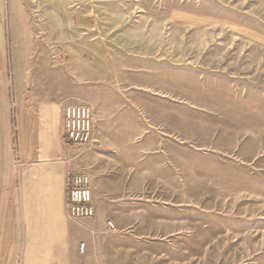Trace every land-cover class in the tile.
<instances>
[{
  "label": "rangeland",
  "instance_id": "obj_1",
  "mask_svg": "<svg viewBox=\"0 0 264 264\" xmlns=\"http://www.w3.org/2000/svg\"><path fill=\"white\" fill-rule=\"evenodd\" d=\"M3 2L11 87L32 119L57 116L63 77H84L72 103L99 110L112 135L133 109L158 126L186 185L176 200L203 217L143 234L119 264H264V0ZM115 65L143 77L118 81Z\"/></svg>",
  "mask_w": 264,
  "mask_h": 264
},
{
  "label": "crops",
  "instance_id": "obj_2",
  "mask_svg": "<svg viewBox=\"0 0 264 264\" xmlns=\"http://www.w3.org/2000/svg\"><path fill=\"white\" fill-rule=\"evenodd\" d=\"M5 12L0 0V264H119L127 249L140 247L143 234H159L160 225L173 221L203 218L183 213L189 203L175 197L186 188L175 172V157L164 153L165 136L140 111L133 109L130 123L112 135L94 109L91 141L78 146L65 142L61 106L82 100L76 89L88 90L84 77H63L67 92L52 104L57 116L40 111L32 119L31 107L11 87ZM63 28L70 35L67 41L74 42L80 30ZM115 70L118 81L120 72L126 78L134 73L143 77L135 68L128 72L115 65ZM151 76L157 79L153 73L144 77ZM91 98H86L89 104ZM77 173L89 178L96 210L91 219L66 215L68 178ZM107 221L114 223L116 233L108 230ZM182 233L161 240L183 238Z\"/></svg>",
  "mask_w": 264,
  "mask_h": 264
},
{
  "label": "built area",
  "instance_id": "obj_3",
  "mask_svg": "<svg viewBox=\"0 0 264 264\" xmlns=\"http://www.w3.org/2000/svg\"><path fill=\"white\" fill-rule=\"evenodd\" d=\"M93 112L86 104H66L62 108V126L64 140L68 145H86L92 139ZM96 210L92 201L89 178L82 173L72 174L68 178L66 215L69 219H91ZM110 232L116 233L117 227L107 221ZM84 244H80V251Z\"/></svg>",
  "mask_w": 264,
  "mask_h": 264
}]
</instances>
